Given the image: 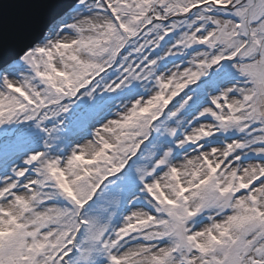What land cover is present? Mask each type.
Wrapping results in <instances>:
<instances>
[{"label": "snow or ice", "instance_id": "snow-or-ice-1", "mask_svg": "<svg viewBox=\"0 0 264 264\" xmlns=\"http://www.w3.org/2000/svg\"><path fill=\"white\" fill-rule=\"evenodd\" d=\"M0 264H264V0H77L0 71Z\"/></svg>", "mask_w": 264, "mask_h": 264}, {"label": "water", "instance_id": "water-1", "mask_svg": "<svg viewBox=\"0 0 264 264\" xmlns=\"http://www.w3.org/2000/svg\"><path fill=\"white\" fill-rule=\"evenodd\" d=\"M77 0H0V70L42 40Z\"/></svg>", "mask_w": 264, "mask_h": 264}, {"label": "rangeland", "instance_id": "rangeland-1", "mask_svg": "<svg viewBox=\"0 0 264 264\" xmlns=\"http://www.w3.org/2000/svg\"><path fill=\"white\" fill-rule=\"evenodd\" d=\"M76 4H77V3H76ZM70 10H71V9H70ZM70 10H69L67 13H65V14H70ZM65 14H64V15H65ZM64 15H63V16H64ZM59 19H60V18H59ZM59 19H58V20H59ZM58 20H57V21H58ZM39 42H40V41H39ZM39 42H38V43H39ZM38 43H36V44H38ZM36 44H35V45H36ZM30 48H31V47H30ZM28 49H29V48H28ZM28 49H27V50H28ZM27 50H26V51H27ZM26 51H24V52H26ZM23 54H24V53H23ZM23 54H22V55H23ZM16 60H17V59H16ZM14 61H15V60H14ZM2 70H3V69H2ZM2 70H0V71H2Z\"/></svg>", "mask_w": 264, "mask_h": 264}]
</instances>
